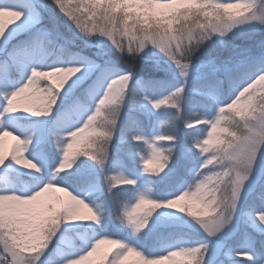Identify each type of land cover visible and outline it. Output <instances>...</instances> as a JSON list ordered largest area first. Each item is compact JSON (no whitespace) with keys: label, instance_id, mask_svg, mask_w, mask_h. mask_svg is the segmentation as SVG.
I'll use <instances>...</instances> for the list:
<instances>
[{"label":"snow or ice","instance_id":"1","mask_svg":"<svg viewBox=\"0 0 264 264\" xmlns=\"http://www.w3.org/2000/svg\"><path fill=\"white\" fill-rule=\"evenodd\" d=\"M90 6L95 10L104 9L105 5L111 8L114 13H119L121 9L125 13H136L138 16L143 15L145 20L148 17L159 21L164 17H173L174 19H183L185 21H194L196 10L200 7L197 0H88ZM64 12L68 15H72L75 11L71 5H61ZM184 9H188V12H183ZM106 10V9H105ZM37 4L36 0H0V31L3 35H0V43H4L14 30L18 29L24 19L30 14H36ZM7 18V20L5 19ZM126 19H132V17H126ZM7 21H13L10 27H6ZM77 23L80 20L77 18ZM168 29H161V32L156 36L151 33H147L144 37V41L148 45H152L166 54L179 69L180 74L185 78V85L175 89L168 96L152 101L147 96L143 98L152 104L156 110L161 108H175L179 114L182 111V100L185 94L187 77L189 76V69L192 66L191 57L195 55L200 45L203 43V39L198 37L196 33L202 27L200 21H195L191 24H186L184 30L177 28L173 29L171 21H169ZM151 27V25H149ZM110 39L113 40L115 47H121V41L124 37H128L129 50L136 46L137 37L133 34H129L124 31L121 35L114 36L112 32L107 33ZM46 39V34L38 33L31 43H42ZM143 44L141 45V47ZM59 67H71L78 68L77 76L83 71L84 64H74L71 66H59ZM40 71H45L39 69ZM108 71H112L109 69ZM264 73V62L259 65H250L247 70L242 74L238 81H234L235 95L218 108V115L208 120L205 117H196L189 121H186L185 126L188 128L199 127L204 125L207 128L206 137L197 140L194 146L205 156V160L201 166V171L197 173L198 176H202L194 186L185 190L179 200L172 198L166 203L162 204L158 202L156 205H152L153 199L146 198L144 193H140L139 199L131 207L125 205L120 215L121 221H127V226L134 228V235L139 234L141 230L146 228L149 223V218L153 215L154 211L161 207H168L178 209L183 213H186L189 217L196 220L201 228L209 235L216 236L234 219L238 210V202L235 206L229 210L231 221L225 226L224 220L220 215V209L216 207L215 202L212 205L211 211H204L200 209H208L209 205L204 197L210 181L206 180L211 173H217V176H224L231 171V163L237 162L239 157H244V163L251 167L252 172L254 164L257 162L258 157L264 155V122L260 123L257 127L251 128L247 136L238 137L234 135L233 130L227 126L222 118V112L226 109L228 104H231L233 100H236L237 96L251 84L257 76ZM74 77V76H73ZM72 77V78H73ZM70 81V80H69ZM68 81V82H69ZM133 81V72L129 70L127 73L114 75L102 85L103 94L98 100L97 106L94 112L87 116L84 123L78 127L72 128V130L66 133L64 136H57L56 140L58 146L62 151L63 168L72 169L77 159L81 156H89L93 160H97L103 168L107 159L108 148L110 146L112 136L110 134L103 136L101 139H97L98 135L103 132L102 128H96L94 125H98L99 117H102L100 113H105L111 108L113 111L120 114L127 94L131 91ZM41 82H43L41 86ZM67 82V84H68ZM141 82L136 81L139 85ZM67 84L61 85L58 81H51L46 83L33 76L32 70L27 81L18 89L11 92H6L5 99V113H16L17 111H25L32 113L34 116H49L54 111L60 101L61 92L64 90ZM52 85L56 88H62V91L56 93V100L54 105L50 106L49 114L44 115L37 108L44 103L45 93L51 92ZM143 95V94H142ZM242 100L247 105V110L240 114V119L247 124L250 119H257L260 117L262 110H264V103H261L260 99L256 95L251 97H242ZM103 101V103H101ZM240 103V101H237ZM21 105L23 107L21 108ZM99 107V112L97 111ZM92 117V120H89ZM2 120V117H0ZM77 129H83V131L76 134L75 137H70L69 133L76 132ZM12 136L16 144L11 150V155L7 159L15 161L19 166L23 161L17 162L18 155L16 153V145L19 142L24 148L25 152L29 150L31 144V138L23 139L11 129L6 127H0V167L4 166L7 162L5 160V153L3 151V145L5 137ZM133 139L136 141L144 140V137L134 135ZM175 136L162 134L156 138V141L167 142L174 145ZM151 154L144 160L143 167L146 172L160 173L170 162L172 156V148H162L157 145L156 142L150 143ZM26 158V157H25ZM27 160H31L26 158ZM32 161V160H31ZM33 162V161H32ZM34 163V162H33ZM209 165L213 167L210 168ZM61 164L59 165V168ZM215 167H219L220 171H214ZM24 168V167H23ZM58 168V169H59ZM163 168V170H161ZM30 169V168H26ZM207 169V172L204 170ZM42 171V169H40ZM63 171H56V175L51 180L38 187L34 192L24 197H31L27 200H14L4 199L0 200V241L11 249V240L9 237L14 233L22 231L35 232L40 235V228L47 224L50 217H55L58 221L56 227V235L52 238L51 242L55 239L60 229L65 222H95L97 225H102L103 217L99 207L91 206L85 202L82 198H77L69 189L56 183V176ZM125 180H131L125 177L123 174L112 175L108 177L109 191L113 188H117L121 185H134L133 183H124ZM47 186V187H46ZM195 191H192V188ZM43 189V191H41ZM65 193L66 196L58 195V193ZM12 193V192H10ZM9 194V193H8ZM71 197H75L84 201V204L72 211L71 215L68 214L67 202ZM7 195V194H3ZM172 203L169 204L168 202ZM114 202L115 197H114ZM186 202V203H182ZM118 203V202H117ZM166 205V206H165ZM187 205V206H185ZM149 206L152 207V211L147 212L146 225L141 224L136 226L135 219L139 214L145 213ZM95 212V215H93ZM264 213L259 215V221ZM49 243L46 249L41 252L31 250L29 252L15 251L14 255L17 257V264H24V261L31 258L35 259L39 256L40 260L44 253L51 246ZM112 245L113 248L105 250L101 253V247L103 245ZM207 248V245H200L191 248H181L179 250H173L163 255H156L152 258L147 257L141 250H138L134 245L128 244L119 238L102 236L97 238L90 250L82 252L77 258L70 260L72 264H129L130 257H136L137 259L132 262L136 264L138 260L146 259L147 264H162L161 258H169L174 261V264H203V250ZM28 253H35L34 255H28ZM98 259L92 260L91 258L97 257ZM142 254V255H141ZM177 257L185 258L178 260Z\"/></svg>","mask_w":264,"mask_h":264},{"label":"trees","instance_id":"2","mask_svg":"<svg viewBox=\"0 0 264 264\" xmlns=\"http://www.w3.org/2000/svg\"><path fill=\"white\" fill-rule=\"evenodd\" d=\"M221 3H234L235 0H219ZM37 8L39 11L40 22L35 29L37 30H51L59 37L70 40V30L67 18L55 7H48L42 3V0H36ZM71 26V25H70ZM176 26L173 25V29ZM31 31V32H32ZM27 34V33H26ZM26 35L16 37L14 43L23 42ZM126 37H124V40ZM240 43L244 46L247 45L252 50H257V54L261 52L260 48H257L259 44L264 43V32L256 34L251 40L242 41L240 38L234 39V43ZM64 44L66 48L68 45L64 39H59L57 45ZM102 38L92 41L94 47L89 46L86 52L92 57L97 58L103 64L110 63L123 69H128V62L135 63V69L133 71V81L131 91L127 94L124 101L123 108L119 114V120L116 124L114 134L111 138L110 146L108 148L107 159L102 169V177L96 181L94 187L96 190L91 195L82 198L85 202L91 206L95 203V206L101 210L103 217L102 225H97L95 222H65L60 232L57 234L54 240H57L54 244V251L52 258L56 259V264H68L72 259L77 258L75 254L69 261H60L55 252L60 247L65 248L71 252L80 250L82 252L90 250L93 243L89 244L88 240L84 238L89 231H101L105 236L119 238L127 242L129 232L133 228L127 226L126 222H122L120 215L125 205L131 207L132 200L139 194L135 191L139 188V183L144 181V187L146 189L144 195L146 198L153 199L162 204L166 203L164 194L171 191L175 192L180 184L185 183L190 176V168L194 162L199 159L200 151L194 146L197 140H201L206 137L207 128L204 125H200L195 128H188L185 126L186 121L194 119L196 117H205L208 120L214 119L218 115V108L235 95L234 81H238L242 74L247 70L250 65H259L264 62V58L256 57V59H249L246 62L241 60L236 62V66L232 71L214 73L203 77V79H197L198 74L192 72L191 78L186 82L185 94L182 100V111L178 114L175 108H161L156 110L152 104L148 103L143 96L149 97L150 100L155 101L162 99L171 94L175 89L185 85V81L176 80L166 77L164 73L159 70L158 67H154L153 61H146L145 58L137 56L133 61L129 56L121 55L117 49L110 50L109 54L101 52L97 47L102 44ZM85 45L84 42L80 43ZM232 46V45H230ZM105 47V46H104ZM107 48V47H106ZM52 52L48 58L53 56ZM226 51V52H225ZM227 50L220 49L218 43L209 42L206 43L199 51L192 57V61L210 60L213 57L223 59V56L227 55ZM256 54V55H257ZM6 55V54H5ZM4 55V56H5ZM166 66H163V68ZM139 77L144 80L137 85L136 81ZM43 82H41L42 86ZM143 94V95H142ZM74 93L68 94L64 91L61 92L60 101L58 102L55 111L49 116H56L55 113L62 108V105L70 104ZM25 121L31 118H37L36 116L22 114ZM102 119V117H99ZM49 120L48 122H50ZM162 134L175 136L174 145L167 142L156 141V138ZM134 135L144 137L142 141H136L133 139ZM47 136V148L50 152L56 151L53 144L57 142L56 135L53 132L48 131ZM156 142L159 147L172 148V156L167 167L160 173H149L144 170L143 162L151 154L150 143ZM100 166L97 160H93L89 156H81L77 159L72 169H66L61 172L56 179L60 183H66L73 187L81 188L87 182L94 180V174H88L89 168ZM59 166L54 167L55 175ZM17 175V181L19 185L24 186L29 180L40 176V172H35L32 176L23 170H18L13 167L12 169ZM86 173V175H84ZM123 174L128 179L135 181L134 185H121L117 188H113L109 191L108 177L112 175ZM261 185L253 192L251 197L246 201V205L243 210V217L245 219V226L248 232L254 237V247L259 254L264 255V222L259 221V215L264 213V177L261 181ZM5 180L0 177V186L5 185ZM74 188V189H75ZM68 189V188H67ZM58 195L66 196L61 192ZM90 196L89 200L85 197ZM114 197L115 201L114 202ZM93 202V203H92ZM175 215H174V214ZM183 214L180 210L168 207H161L154 211L153 215L149 218V223L136 235L139 241H143L145 244V250H141L147 257L152 258L156 255H151V251L162 241H168L171 238L183 235L184 237L192 240L199 239L202 235L195 232L190 228H176L171 229L169 226L166 228L158 227L159 220L169 221L175 219L174 217ZM189 217L184 218L187 220ZM162 230L165 232L163 235ZM242 231L235 238L231 239V243L221 253L220 256H215L214 245L210 243L207 248L203 250V264H254V257H247L244 253H240V247L245 243L247 239V232ZM62 236H69L68 241L62 240ZM52 243V242H51ZM128 243V242H127ZM80 247L79 249L77 247ZM143 247V245H142ZM113 248L112 245H103L101 247V253L105 250ZM229 248H231L229 250ZM81 252V253H82ZM80 253V254H81ZM97 257L91 258L92 260L98 259ZM137 258L130 257L129 264H132ZM185 259V258H180Z\"/></svg>","mask_w":264,"mask_h":264},{"label":"rangeland","instance_id":"3","mask_svg":"<svg viewBox=\"0 0 264 264\" xmlns=\"http://www.w3.org/2000/svg\"><path fill=\"white\" fill-rule=\"evenodd\" d=\"M5 19L7 20V18ZM39 22L40 17L37 9L36 14L28 15L20 27L14 30L4 43H0V117H2V120H0V127L11 129L23 139L31 138L32 142L29 146L28 152H25V157L36 163L40 169H42V171H40V176H38L36 179L33 178V180H29L24 186L21 187L17 181V175L13 173V167L20 171H26L31 176L36 171L33 169L23 168L22 165H17L15 161H12L11 159L7 161L11 155L12 148L16 144V141L12 136L5 137L3 151L5 153V160L7 162L4 166L0 167V177L5 180L6 184L0 186V195L8 194L10 192L27 195L34 192L38 187L43 186V184L47 181L51 180L52 177L55 176L54 167L59 166L62 162V151L61 147L58 146V143H54L53 147L56 148V151L53 153L46 150L47 145L44 143L47 141V131L53 132L58 136H64L66 133L70 132L72 128L80 126L82 123H84L87 116L94 112L98 100L103 94L102 85L106 84L107 81L114 75L127 73L124 71V69L119 68L116 65H112L110 63L103 64L97 58L89 55L86 52V49L92 45V42H86L83 40L74 27L69 25V28H71V36L69 40L66 38H56L59 36L53 33L51 30L32 31V29H35L34 27H37ZM12 23L14 22L7 21L6 27H10ZM263 32L264 29H261L257 22H250L246 25H238L227 36H215L213 40L209 41V43H218L220 49H226L228 51L227 55L223 56V59L213 57L210 60L192 61L187 82L191 78L192 72L198 74L195 76L197 79H203V77L213 75L214 73L216 74L220 71H232L236 66V62L240 60L242 62H246L249 59L254 60L256 57L264 58V43L259 44L257 47L261 50L259 54H257V50H252L247 47V45L244 46L243 44L236 42L233 44L234 39L236 38H240L242 41L251 40L256 34ZM38 33L46 34V39L42 43H31L33 38ZM23 35H26V38L23 42H13L16 37ZM59 39H64L68 45V48H66V46L62 43L57 45ZM102 41L103 43L100 44V46H97L102 53L105 52L106 54H109L110 52L108 49L116 50L115 46L107 38H102ZM81 42H84L85 45L80 46ZM127 42L128 37H126L124 40L125 44H127ZM54 47L57 49L56 52L54 53L53 57L48 58ZM139 56L145 58L146 61H153L154 67H158L166 77L185 81V78L180 74L179 69L176 67L173 61L157 47L149 45L143 52L139 54ZM80 63L84 64L83 71L77 76L71 78L63 90L68 94L73 92V99L69 105H62V108L55 113V117L36 116V119L31 118L30 120L25 121L21 114H33L22 110L17 111L16 113L4 112L5 93L11 92L21 87L29 78L30 72L33 68L47 70L48 68L54 66H71ZM163 66L166 67L163 68ZM109 69L112 71H108ZM22 107L23 105H21V108ZM49 120L51 121L48 122ZM204 160L205 156H203L200 152L199 159L195 161V164H193L190 168L189 179L185 181V183L180 184L175 192L169 191L165 193V200L176 198L185 190H188L190 187L194 186L195 183H197L200 179H202V176H198L197 173L201 171V166ZM209 167L212 168L213 166L209 165ZM204 171L207 172V169ZM214 171H220V168L215 167ZM88 174H94V180L82 185L80 189H76L75 187L67 185L66 183H60L57 179L56 183L68 188L75 194L77 193L76 196L83 197L88 194L91 195L94 190H96L94 184H96L98 178L100 179L102 177V169L97 164V166L89 168ZM84 175H86V173ZM263 177L264 155L258 157L257 162L254 164L253 172L250 178L245 182L240 199L238 201V210L234 219L216 236H209L195 219L189 217L183 212L182 215L179 213L178 214L184 218L189 217L187 220H183L184 218L179 216H176L174 217L175 219L169 221H163L160 219L158 227L161 229L166 228L167 226H169L171 229L184 227L193 229L195 232H199L203 236L197 240H192L190 238L184 237L183 235L171 238L168 241H164L162 239L155 249L151 251V255H156L157 253L159 255H163L170 251L179 250L181 248H191L200 245H209L212 243L215 249V256H220L221 253L231 243V239L235 238L242 231L244 232L247 230V227L245 226V219L243 217V210L246 205L245 203L251 197L253 192L261 185ZM143 185L144 181L139 183V188L135 191L137 194L140 195V193L146 191ZM192 191H195L194 187L192 188ZM85 199L89 200L90 196L85 197ZM137 200L138 198L135 197L132 200V204H135ZM162 232L164 235L165 232L163 230ZM246 232L247 239L240 247V253H244L247 257L255 255V260L253 261L254 264H264V255L259 254V252L256 251L255 247L253 246L255 237L250 232ZM129 234L130 235L127 239L128 244L134 245L138 250H145L144 242L137 239V234L134 235V228L130 230ZM102 236H105V234H103L101 231H89L86 233L84 238L88 240L89 244H91L97 238ZM61 238L62 240L64 239L65 241H68L69 236H62ZM57 240H53L51 244H54L57 242ZM2 247L3 242L0 241V248ZM54 247L55 245H51L48 248L38 264H56L57 260L52 258V253L55 250ZM77 248L79 249L80 247ZM230 249L231 248H229V250ZM55 252H57V259L60 258V261L62 262L64 260L69 261L74 257L75 254L79 256L82 251L77 250L71 252L60 247ZM34 254L35 253H28V255ZM177 259L179 260L180 257H177ZM251 264L253 263L251 262Z\"/></svg>","mask_w":264,"mask_h":264},{"label":"clouds","instance_id":"4","mask_svg":"<svg viewBox=\"0 0 264 264\" xmlns=\"http://www.w3.org/2000/svg\"><path fill=\"white\" fill-rule=\"evenodd\" d=\"M42 3L45 6L59 9L67 18V22L76 29L80 37L86 42H92L99 38H107L114 45L113 40L109 38L107 33L112 32L114 36H118L124 31H127L129 34L135 35L137 37L136 46L131 50H129V41L125 44L124 40L121 41V47H115L121 55L129 56L133 61L149 46L148 43L144 41L145 35L151 33L153 36H156L161 32V29L169 28V21L179 30H184L186 24L200 21L202 27L196 33L198 37L203 39L200 48L207 42L213 40L217 35L222 37L227 36L238 25L257 22L258 26L264 29V0H235L234 3H221L219 0H197L200 7L196 10L194 21L177 20L171 16L164 17L159 21L152 17H148L147 20H145L143 15L138 16L136 13H125L123 9H121L119 13H114L107 5H105L104 9L95 10L90 6L88 0H42ZM62 4L73 6L75 9L73 14H66L61 7ZM183 12H188V9H184ZM126 17H132V19H126ZM77 18L80 20V23L76 22ZM0 23H2V21H0ZM149 25H151V27H149ZM0 35H3L2 31H0ZM142 44L143 46L141 47ZM128 69L133 72L135 63L128 62ZM78 71V68L54 66L45 71L33 68L32 74L33 76H38L40 80L46 83L50 84L51 81L55 80L61 85H64L67 84ZM59 91H62V88H56L55 85H52L50 94L45 93L43 97L44 103L37 108V111H40L44 115H48L49 108L54 105L57 98L56 93ZM252 95L258 96L261 103H264V73L257 76V78L237 96L236 100L228 104L226 109L222 112L224 122L233 130L234 135L238 137L247 136L251 128L257 127L260 123L264 122V110H262L259 118L250 119L247 121V124L240 119V114L247 110V105L241 98L251 97ZM237 101H240V103H237ZM101 103H103V101ZM97 111L99 112V107ZM100 115L102 119H100L98 125H94V127L102 128L103 132L98 135L97 139H101L108 134L113 136L116 124L119 120V113L109 108L107 112L100 113ZM89 120H92V117H89ZM81 131H83V129H77L76 132L69 133V136L75 137L76 134ZM16 153L18 155L17 162L20 163L23 161L22 166L24 168H30L36 172H40V167L36 163L24 157V148L19 142L16 145ZM0 163H2V161H0ZM161 170H163V168H161ZM57 171H64L63 162H61V167L57 169ZM251 174L252 169L244 163V157L242 155L237 162L231 163V171L224 176H217V173H211L206 177V180L210 181V183L204 194L209 207L208 209L202 208L200 211L202 213L206 210L211 211L212 205L215 202L216 207L221 210L220 215L226 226L227 223L231 221L229 210L239 201L245 182L248 181ZM123 182L133 183L134 181L125 180ZM41 191H43V189H41ZM69 197L70 199L67 205L68 214L70 216L73 210L78 209L84 204V201L71 197V194H69ZM4 199L27 200L31 199V197L18 196L15 192H12L6 196L0 195V200ZM176 199L179 200L180 197ZM157 203L158 202L155 200L152 201V205H156ZM168 203L171 204L172 202L169 201ZM150 211H152L151 206H149L145 213L139 214L135 219V225H146L147 212ZM93 215H95V212H93ZM260 219L261 222H264V216ZM57 224V219L55 217H50L47 224L40 228V235L30 231L14 233L13 236L9 237L12 250L4 243L3 247L0 248V264H17V257L14 255L15 251L21 253L31 250L41 252L43 249H46L52 238L56 235V231H58L56 227ZM161 260L162 264H174V261L169 258L162 257ZM39 261V256H36L35 259L29 258L25 260L24 264H38ZM68 264H72V262L69 261ZM136 264H147V261L146 259H141L138 260Z\"/></svg>","mask_w":264,"mask_h":264}]
</instances>
